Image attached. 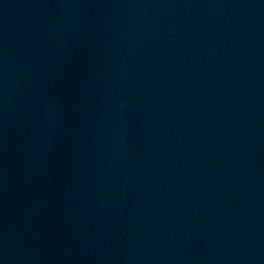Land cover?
Returning a JSON list of instances; mask_svg holds the SVG:
<instances>
[{"label": "water", "instance_id": "obj_1", "mask_svg": "<svg viewBox=\"0 0 264 264\" xmlns=\"http://www.w3.org/2000/svg\"><path fill=\"white\" fill-rule=\"evenodd\" d=\"M0 264H264V0H0Z\"/></svg>", "mask_w": 264, "mask_h": 264}]
</instances>
